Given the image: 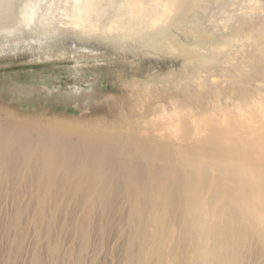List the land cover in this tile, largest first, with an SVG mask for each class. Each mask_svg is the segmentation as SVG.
Masks as SVG:
<instances>
[{
  "label": "rangeland",
  "instance_id": "1",
  "mask_svg": "<svg viewBox=\"0 0 264 264\" xmlns=\"http://www.w3.org/2000/svg\"><path fill=\"white\" fill-rule=\"evenodd\" d=\"M74 2L54 0L49 24L91 36L61 34L44 50L0 41V129L13 135L15 151L23 155L40 133L60 151L107 142L127 163L136 157L144 168L179 176L213 141L222 152L234 145L245 166L257 165L264 0H81L94 9L88 17L71 13ZM196 172L192 215L206 224L213 185L202 191ZM0 186V264H128V226L118 212L102 231L87 206L74 205L39 232L33 215L42 192L22 173Z\"/></svg>",
  "mask_w": 264,
  "mask_h": 264
},
{
  "label": "bare ground",
  "instance_id": "2",
  "mask_svg": "<svg viewBox=\"0 0 264 264\" xmlns=\"http://www.w3.org/2000/svg\"><path fill=\"white\" fill-rule=\"evenodd\" d=\"M52 3L54 0H0V41L5 38L16 47L23 42L44 50L48 40L61 34L91 36L84 29L62 33L57 32L58 27L52 29ZM80 3L75 0L71 13L88 17V11L94 9ZM41 135L22 155L23 151L14 150L13 135L0 129V185L2 179L13 182L21 173L33 191L39 189L38 180L42 181L41 204L33 215L39 232L52 225L58 213L67 215L72 206L83 210L85 205L102 231L112 213H119L128 226V264H255L264 258V234L259 229L264 224L262 139H257L258 158L253 168L236 159L240 151L234 145L222 152L213 141H204L206 154L196 167L184 168L178 176L162 166L144 168L136 157L127 163L107 142L95 148L80 142L75 150L60 151L54 140ZM44 145L48 147L45 151ZM196 170L201 174L202 191L203 187L208 190L207 184L213 185L214 203L206 224L192 215L190 179ZM85 225L79 227L82 237L87 235Z\"/></svg>",
  "mask_w": 264,
  "mask_h": 264
}]
</instances>
